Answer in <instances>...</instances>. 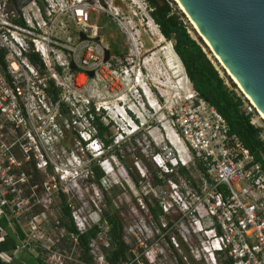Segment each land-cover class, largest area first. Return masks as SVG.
Listing matches in <instances>:
<instances>
[{
  "label": "rangeland",
  "instance_id": "374dc122",
  "mask_svg": "<svg viewBox=\"0 0 264 264\" xmlns=\"http://www.w3.org/2000/svg\"><path fill=\"white\" fill-rule=\"evenodd\" d=\"M122 1L128 10L120 8L119 18L99 8L89 21L97 29L84 32L73 15L77 0H53L54 8L61 12L51 17L46 36L48 42L58 41L64 50L53 48L44 78L46 84L52 78L57 86H61V97L71 110L72 119L65 118L60 106L51 103L46 91L38 88V80L32 85L26 98L34 109L30 129L35 137L28 138L23 133L19 138L23 147L18 146L15 151L16 162L20 166L14 172L17 186L8 215L9 228L16 233L15 219H18L27 240L18 248L13 263L107 264L103 248L109 246L106 233L93 242L90 253L94 262L86 263L83 260L84 249L74 235H69L62 220L64 192L77 225L84 223L86 226L83 227L88 228L101 223L104 193L91 180L90 168L99 162L103 152L99 142V150L90 146L83 148L77 136L78 132L86 143L94 140L91 135L94 129L85 118L88 109L94 106L96 112L105 117V125L112 122L110 132L115 137L114 145L126 162L125 165L117 156H109L100 165H103L106 173L103 184L110 196L117 194L114 204L120 208L125 240L132 248L133 257L128 264H222L219 260L212 261L204 249L195 248H201L202 244L198 242L200 238L194 232V219L189 213L188 179L181 176L178 169L173 171H177L179 181L162 175L157 169L160 167L154 159V149L150 143L152 141L159 149L167 144L171 146L165 136V133L171 134L165 108L175 104L181 96L188 95L190 83L185 81L184 64L175 52L174 42L165 38L160 40L156 28L152 27L155 23L147 4L143 0ZM93 3L105 8L115 0H95ZM174 7L187 23L193 37L206 48L228 84L236 88L244 99L243 108L252 106L251 100L235 83L176 0ZM81 31L88 36L87 40L92 39L90 35L96 31V42L103 49H110L111 57L107 62L110 64L103 61L105 53L103 63L85 61V48L80 50V59L69 54V47L85 44L80 39ZM143 35L149 38L152 46H146ZM70 38L71 43L68 42ZM115 47L120 53L115 51ZM53 63L55 66L63 64L61 73L53 69ZM95 66V75L91 77L89 72ZM138 67L142 70H138ZM110 109L113 112L108 115L105 111ZM117 114L123 115L125 121L128 119L134 131L124 125L125 121ZM251 114L253 125L261 129L260 135L264 138L263 116L255 109ZM139 130L141 136L137 141H132V136L137 135ZM35 140L39 144L37 147ZM181 155L188 160L186 152ZM144 160L160 173L163 179L161 184L154 183ZM33 162L41 175V186L31 187ZM129 169L139 174L141 180L138 184L132 179ZM190 174L192 179L199 177L192 169ZM113 184L117 186L115 191L110 190ZM145 198L149 202L160 201L163 204L165 215L160 222L149 214ZM180 239L185 240L188 250L183 249ZM191 245L195 249H191Z\"/></svg>",
  "mask_w": 264,
  "mask_h": 264
},
{
  "label": "built area",
  "instance_id": "2783aa9c",
  "mask_svg": "<svg viewBox=\"0 0 264 264\" xmlns=\"http://www.w3.org/2000/svg\"><path fill=\"white\" fill-rule=\"evenodd\" d=\"M93 2L77 0L73 7V15L84 32L97 29L89 21L99 8L120 17L121 9L115 3L103 8ZM59 12L53 0H33L22 10H18L15 0H0V220L4 217L8 220L10 204L14 203L17 186L14 172L20 166L15 151L16 147H23L19 138L23 133L28 138L35 137L30 129L34 109L26 94L37 80L38 88L45 92L44 77L53 55L50 50H64L58 41L49 42L50 50L46 44V28L51 24L48 22ZM96 35L94 31L90 35L92 39L83 41L85 44L69 47V54L80 59V50L85 48V61L103 63L105 52L96 42ZM68 42H72L71 38ZM34 54L45 65V73L41 65L32 63ZM53 69L57 71L55 63ZM251 104L253 107L244 108L246 113L257 110ZM165 110L171 131L165 136L171 146L161 147L154 159L164 172L182 165L199 174L197 179H188L189 213L194 219V232L200 238L198 242L202 244L201 248H195L204 249L216 262L219 258H229L233 264H264V171L261 165L241 139L230 134L223 116L201 99L194 88ZM34 143L39 146L36 140ZM182 152L188 154V160ZM83 226L86 225L78 223L81 232L87 230ZM195 248L191 245V249ZM10 258L1 255L5 264Z\"/></svg>",
  "mask_w": 264,
  "mask_h": 264
},
{
  "label": "trees",
  "instance_id": "16d2710c",
  "mask_svg": "<svg viewBox=\"0 0 264 264\" xmlns=\"http://www.w3.org/2000/svg\"><path fill=\"white\" fill-rule=\"evenodd\" d=\"M150 12L151 19L159 28L162 36L174 42V49L178 57L184 64L186 74L195 89V92L205 102L213 106L225 119L231 135L238 136L244 145L249 149L254 156L255 161L261 165L264 171V141L261 138V129L255 127L251 123L252 114L246 113L244 110V99L238 94V91L233 86H230L226 78L222 75L220 69L216 65L215 61L210 57L206 48L193 37L187 23L179 15V12L174 7V0H143ZM43 7L42 4H40ZM115 51H120L115 47ZM32 63L41 65L42 73H45V65L41 61L37 54L31 56ZM57 71L62 72V67L57 66ZM236 86V84H234ZM45 91L53 104L60 106L61 112L65 118L72 119L71 110L67 107V104L62 100L61 86L55 84V80L49 78L45 86ZM85 118L91 124L94 129L93 136L100 143V148L103 151L99 162H95L90 168V177L104 193V205L101 209V223L95 224L87 228L85 232H81L78 228L77 222L74 218V212L72 206L68 201L66 193L62 192V205H63V227L67 230L70 236L76 235L79 239V245L84 249L83 260L86 263H93L94 257L91 255V249H93V242L100 239L103 234L106 233L108 237L109 246L103 247L106 254V261L108 264H128L131 260L132 248L125 240V227L123 223V217L120 212V208L114 204V198L117 194L110 196L109 190L106 189L103 184L106 173L103 169V165L100 163L109 156H117L126 165L123 160V154L120 153L114 145L115 137L112 136L111 125L112 122L105 125L104 116L99 115L96 112V108L91 106ZM92 132V131H91ZM142 132L137 135H133L131 140L137 141ZM77 136L81 142L83 148L87 146V143L80 137L77 132ZM154 152L153 155L160 151L151 141ZM140 155V154H139ZM145 161V167L150 173L151 178L155 184H161L163 179L160 177V173L167 176L168 179H175L179 181L177 171L164 172L160 168L154 170L152 165ZM155 165V164H154ZM127 167L128 164H127ZM34 173L30 177L31 187L41 186L43 184L41 175L37 170L36 163L33 162ZM181 176L186 179H192L190 170L186 166H180L178 168ZM134 182L138 184L141 180L139 174H135L130 169L128 170ZM117 186L113 184L110 190L115 191ZM156 201V199H154ZM145 204L149 211V214L154 220L160 222L162 216L165 215L163 204L160 201L149 202L148 198H145ZM9 221L4 217L0 220V264H5L2 259V253L14 254L19 246L24 242L26 236L21 229V225L15 219L17 231L16 233L9 228ZM7 229V231L2 233ZM183 249H187L185 240L180 239ZM190 252V250H189ZM183 262V259L181 258ZM222 264H233L229 258L220 259ZM15 264V263H8Z\"/></svg>",
  "mask_w": 264,
  "mask_h": 264
},
{
  "label": "water",
  "instance_id": "95a60500",
  "mask_svg": "<svg viewBox=\"0 0 264 264\" xmlns=\"http://www.w3.org/2000/svg\"><path fill=\"white\" fill-rule=\"evenodd\" d=\"M32 1L15 0V3L22 10ZM178 1L243 93L264 115V0ZM115 6L128 10L122 0H115ZM80 39L85 41L88 36L81 31ZM143 39L146 46L153 45L146 35ZM104 52V62H109L110 49L105 47ZM89 75L93 77L95 71L91 70Z\"/></svg>",
  "mask_w": 264,
  "mask_h": 264
},
{
  "label": "clouds",
  "instance_id": "9594fccd",
  "mask_svg": "<svg viewBox=\"0 0 264 264\" xmlns=\"http://www.w3.org/2000/svg\"><path fill=\"white\" fill-rule=\"evenodd\" d=\"M46 44H47V48L49 49V47H50V43L49 42H46ZM50 50V49H49ZM51 52H53L52 50H50ZM132 64V63H131ZM132 66H133V64H132ZM138 70H140L141 71V67H139V68H137ZM188 77V76H187ZM187 81V80H186ZM188 83H190V89H189V91H188V94L189 93H191V91H192V89H193V86H192V84H191V82H190V80L188 81ZM143 93L144 94H146L145 93V91H143ZM148 99V98H147ZM149 106L155 111V109H154V106L152 105V104H150L149 103ZM106 109V108H105ZM107 110V109H106ZM105 112H108L107 114L109 115V114H112V109H110L109 111H105ZM127 115V114H126ZM116 116H119L120 118H121V120H124L125 121V119H124V117H123V115H120V114H117ZM131 122L127 119L126 121H125V123H123L124 125H127L129 128H131L132 129V131H134V127L130 124ZM139 132H141V130H139ZM138 132V133H139ZM124 134H127V133H124ZM93 144H92V143ZM95 142V143H94ZM97 143H98V141L96 140V139H94V140H92V141H87V146H90V148H93L94 149V147L95 148H97L98 150L100 149L99 147H98V145H97ZM95 150V151H98V150ZM102 151V150H101ZM103 152V151H102ZM101 152V153H102Z\"/></svg>",
  "mask_w": 264,
  "mask_h": 264
},
{
  "label": "bare ground",
  "instance_id": "6f19581e",
  "mask_svg": "<svg viewBox=\"0 0 264 264\" xmlns=\"http://www.w3.org/2000/svg\"><path fill=\"white\" fill-rule=\"evenodd\" d=\"M178 1V0H177ZM179 2V1H178ZM179 4L181 5V3L179 2ZM181 7L183 8V6L181 5ZM184 9V8H183ZM185 11V10H184ZM193 24L195 25V27L197 28V30L200 32V34H202L201 33V31H200V29L197 27V25L193 22ZM152 27H154V28H156L155 29V31L156 32H158V34L160 35V40L161 41H163L164 40V37L159 33V31H158V29H157V27H156V25L154 24V26H152ZM134 39V38H133ZM132 39V40H133ZM204 39L206 40V42H207V44L208 45H210L211 46V44L209 43V41L204 37ZM212 47V46H211ZM216 54V53H215ZM178 56V55H177ZM216 56H217V54H216ZM217 58L219 59V61L223 64V66L225 67V65H224V63H223V61L217 56ZM229 73H230V75H232L231 74V72L230 71H228ZM233 77V76H232ZM233 79H234V77H233ZM234 81L236 82V83H238L235 79H234ZM239 84V83H238ZM240 86V85H239ZM241 87V86H240ZM248 97V96H247ZM248 99H250V97H248ZM251 100V99H250ZM251 102H252V100H251ZM253 103V102H252ZM253 105H254V103H253ZM255 106V105H254ZM260 112V111H259ZM261 113V112H260ZM261 115L263 116L262 118L264 119V115L261 113Z\"/></svg>",
  "mask_w": 264,
  "mask_h": 264
},
{
  "label": "crops",
  "instance_id": "0c3cea01",
  "mask_svg": "<svg viewBox=\"0 0 264 264\" xmlns=\"http://www.w3.org/2000/svg\"><path fill=\"white\" fill-rule=\"evenodd\" d=\"M17 251H18V248H17V250L14 252V254H10V253H2V254L11 257L10 259H14V257H15V255H16ZM8 263H10V262L8 261ZM8 263H7V264H8ZM11 263H13V262H11ZM14 263H15V262H14ZM15 264H27V263H25V262H20V261H19V263L17 262V263H15ZM107 264H108V262H107Z\"/></svg>",
  "mask_w": 264,
  "mask_h": 264
},
{
  "label": "flooded vegetation",
  "instance_id": "af4514ba",
  "mask_svg": "<svg viewBox=\"0 0 264 264\" xmlns=\"http://www.w3.org/2000/svg\"><path fill=\"white\" fill-rule=\"evenodd\" d=\"M91 2L95 1V0H90ZM142 70V69H141ZM13 261V259H9V262L11 263Z\"/></svg>",
  "mask_w": 264,
  "mask_h": 264
}]
</instances>
